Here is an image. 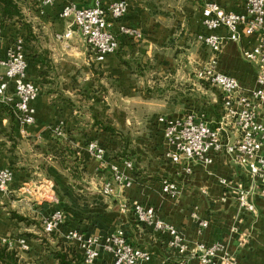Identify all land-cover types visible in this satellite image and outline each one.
Here are the masks:
<instances>
[{
  "label": "crops",
  "instance_id": "obj_1",
  "mask_svg": "<svg viewBox=\"0 0 264 264\" xmlns=\"http://www.w3.org/2000/svg\"><path fill=\"white\" fill-rule=\"evenodd\" d=\"M73 1L82 7L94 5V0ZM124 1L128 12L122 25L137 30L142 38L120 36L118 52L102 64L96 63L71 23L61 18L63 0L48 7L41 5L42 0H20L24 24L7 22L0 32L2 56L17 38L24 40L29 77L41 88L35 123L26 135L20 133L17 117L0 107V167L14 172L9 191L0 194V242L12 245L26 264H57L52 252L60 249L58 245L83 255L80 243L69 238L71 232H79L99 239L100 255L93 264H114L105 251L106 238L122 233L133 246L154 253L150 264L182 260L199 264L175 255L132 213H123L121 206L127 203L154 207L190 251L222 243L237 264H264V177L239 168L226 152L216 155L210 165L195 163L192 175H186L184 160L175 165L167 157L171 147L158 122L160 117L181 119L193 114L217 127L222 97L198 77L208 67L238 79L246 94L256 89L257 69L243 57L257 44L255 35L247 36L241 27L242 37L235 43L227 40L225 28H219L216 34L224 44L214 56L200 40L207 34L203 9L208 4L245 14V0ZM157 75L170 77V92H148V87L157 86L153 81ZM196 88L203 97L193 94ZM235 138L233 127L224 128V145ZM70 139L83 162L79 178L56 160ZM94 141L107 149L108 166L123 158L134 163L133 171L122 170L130 187L117 186L109 168L101 169L88 150ZM166 181L178 183L182 191L178 198L163 193ZM107 183L114 187L111 197L102 194ZM239 190L249 192L257 210L254 216L239 211ZM57 210L64 211L65 219L52 237L44 233L43 224ZM14 213L27 221L14 218ZM20 239L27 249L20 246Z\"/></svg>",
  "mask_w": 264,
  "mask_h": 264
},
{
  "label": "built area",
  "instance_id": "obj_2",
  "mask_svg": "<svg viewBox=\"0 0 264 264\" xmlns=\"http://www.w3.org/2000/svg\"><path fill=\"white\" fill-rule=\"evenodd\" d=\"M57 1L42 0L41 5L53 6ZM127 12L128 5L124 0H94V5L89 7H82L73 0H63L61 18L71 23L96 63L102 64L108 55L118 52L120 36L136 40L142 38L137 30L122 25ZM203 15L207 34L201 36L200 40L213 53H220L223 49L224 39L216 34L219 28H225L227 40L235 43L242 37L241 27L247 36L257 37V44L243 52L244 59L257 69V86L253 92L246 94L235 77L217 73L212 67L200 71L198 77L209 82L222 97L221 120L214 127L193 114L181 119L160 117L158 122L164 126V140L171 147L167 157L175 165L184 160V173L191 176L195 163L210 165L216 155L226 152L232 155L239 168L248 169L254 176L264 177V0H245V14L228 13L212 3L203 9ZM28 70L26 44L23 39L17 38L4 56L0 54V107L9 109L17 117L22 135H26V129L35 123V102L41 94V88L30 79ZM227 126L234 128L236 138L233 143L224 145L222 134ZM88 150L100 161L101 169L109 168L117 186L127 188L132 185L122 172L124 169L133 171L134 163L130 159L123 158L119 163L108 166L105 147L94 141L88 145ZM13 179L12 169L0 167V194L9 191ZM220 183L229 184L226 180H220ZM162 186L163 193L171 198L176 199L181 195L182 191L175 181H166ZM113 193V185L107 183L102 194L111 197ZM236 195L239 211L254 216L257 210L249 192L239 190ZM121 211L132 213L139 225L164 239L178 257H190L199 264H237L236 258L228 253L222 243L199 246L195 251H190L180 233L159 219L154 207L126 203L121 206ZM64 219L63 210L55 211L44 221V232L47 235L55 232ZM202 226L207 227V223L202 222ZM69 238L80 243L85 264H93L98 259L100 250L97 237L85 238L79 232H71ZM19 243L23 249H27L24 239H20ZM10 247L13 249L12 245ZM105 251L113 257L114 264H150L154 258V253L133 246L122 233L106 238ZM184 261L187 260L177 264H184Z\"/></svg>",
  "mask_w": 264,
  "mask_h": 264
},
{
  "label": "trees",
  "instance_id": "obj_3",
  "mask_svg": "<svg viewBox=\"0 0 264 264\" xmlns=\"http://www.w3.org/2000/svg\"><path fill=\"white\" fill-rule=\"evenodd\" d=\"M19 3L20 0H0V32L4 29L7 22L21 23V21L23 20V15ZM124 64L127 65L128 63L124 62ZM147 90L148 92H152L150 89ZM70 142L71 139L68 140V142L60 148L56 156V160H58V162L66 170L68 169L75 178H78L77 172L81 169L83 162L82 159H80V157L74 151V148ZM12 216L20 221H27V219L18 216L15 213L12 214ZM54 234L55 233L53 232L49 234V236L53 237ZM43 242L48 247L50 246L45 238L43 239ZM58 246H60V249L56 248L52 252L57 264H85L83 255L76 253L75 251H70V249L65 248L63 245ZM70 256L72 257V259H70ZM0 264L26 263H24L19 258L18 253L10 247V244L0 242Z\"/></svg>",
  "mask_w": 264,
  "mask_h": 264
},
{
  "label": "rangeland",
  "instance_id": "obj_4",
  "mask_svg": "<svg viewBox=\"0 0 264 264\" xmlns=\"http://www.w3.org/2000/svg\"><path fill=\"white\" fill-rule=\"evenodd\" d=\"M22 23V22H21ZM24 23H22V25H23ZM201 42V41H200ZM202 43V46L203 47H205V48H207V50L209 51V54H213V56H214V54L215 53H213L210 49H208V47L205 45V43L204 42H201ZM154 82H156V84H157V86H155V87H153L152 89L150 88V87H148V89L150 88V90L152 91V92H154V94L155 95H159L161 92H170L171 90H172V88H171V85H170V77H168L167 75H161V76H156V77H154V80H153ZM98 86V85H97ZM102 90V89H101ZM181 90H184L183 88L181 89ZM100 91V90H99ZM151 92V93H152ZM196 97H201L202 96V94H201V92L199 91V89L198 88H196L195 89V91H194V93H193ZM219 94V93H218ZM98 96L100 97V96H105V94H99L98 93ZM203 97V96H202ZM58 98H61V95L60 94H58ZM68 170V169H67ZM82 169H80V170H78V172H77V176H78V178L82 175ZM68 172H70L69 170H68Z\"/></svg>",
  "mask_w": 264,
  "mask_h": 264
}]
</instances>
